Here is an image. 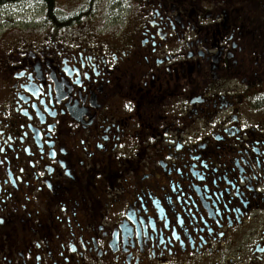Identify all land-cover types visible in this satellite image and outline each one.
Listing matches in <instances>:
<instances>
[{
	"label": "flooded vegetation",
	"instance_id": "1",
	"mask_svg": "<svg viewBox=\"0 0 264 264\" xmlns=\"http://www.w3.org/2000/svg\"><path fill=\"white\" fill-rule=\"evenodd\" d=\"M69 1L1 47L0 264H264V0Z\"/></svg>",
	"mask_w": 264,
	"mask_h": 264
},
{
	"label": "rangeland",
	"instance_id": "2",
	"mask_svg": "<svg viewBox=\"0 0 264 264\" xmlns=\"http://www.w3.org/2000/svg\"><path fill=\"white\" fill-rule=\"evenodd\" d=\"M56 3L60 9L65 8V10H68L73 7L72 2L70 3L69 0H56ZM31 8V2L28 0H21L16 3V6L0 10V38H4V41L0 42V54L3 45H8L13 40H16L15 37H12L13 32L21 34L26 30L30 34H38V18L36 19V14L31 12L35 11Z\"/></svg>",
	"mask_w": 264,
	"mask_h": 264
},
{
	"label": "trees",
	"instance_id": "3",
	"mask_svg": "<svg viewBox=\"0 0 264 264\" xmlns=\"http://www.w3.org/2000/svg\"><path fill=\"white\" fill-rule=\"evenodd\" d=\"M19 1H21V0H0V10L15 6L16 3L19 2ZM31 1H37V2L43 3L42 6L44 8H47L49 16L52 15V19L55 20L56 23H60L61 20H59L58 19L59 17L55 15V12H57L60 9L56 5L57 4L56 0H31ZM98 1L99 0H90V1H88L86 3H83L84 6L81 5L78 8V12L79 13H86V12L88 13V11L90 9L95 7V5H96V3ZM41 11L43 12L44 10L41 9Z\"/></svg>",
	"mask_w": 264,
	"mask_h": 264
}]
</instances>
